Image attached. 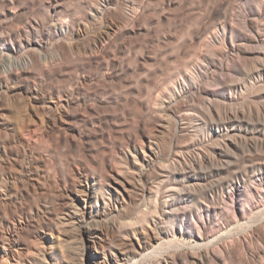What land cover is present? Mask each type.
I'll return each mask as SVG.
<instances>
[{
	"label": "bare ground",
	"instance_id": "1",
	"mask_svg": "<svg viewBox=\"0 0 264 264\" xmlns=\"http://www.w3.org/2000/svg\"><path fill=\"white\" fill-rule=\"evenodd\" d=\"M162 1L167 22L190 0ZM150 2L0 0V264H264V0L172 26L188 61L126 134L99 72L138 69Z\"/></svg>",
	"mask_w": 264,
	"mask_h": 264
},
{
	"label": "rangeland",
	"instance_id": "2",
	"mask_svg": "<svg viewBox=\"0 0 264 264\" xmlns=\"http://www.w3.org/2000/svg\"><path fill=\"white\" fill-rule=\"evenodd\" d=\"M156 1H158V3ZM204 1L205 0H190L189 4L184 5L180 9V11L178 10L180 12V14L177 11H174L172 13L173 9H171V8L167 9V11L169 10L171 13L168 11V13H169L168 16H170V17H168L169 19L166 22V21H162V20L158 21V19H159L158 15L160 14L159 12H161L163 9H165V5H164L163 1L162 0H153V3L150 2V3H152V4H150L151 7L149 4H147V7L144 10L145 14L143 13L144 17L142 16L141 19H139L136 23L131 22V21L130 22L128 21L129 23H126L127 27L130 25L127 30H129L131 27L137 28V29H139L141 27L139 29L140 34H139V32L135 35L128 34V36L126 37V41H125L126 42L125 43L126 53L124 54L125 55L124 60L128 64H130V66H132V68H136V69L138 68V69L136 71H130L129 72L128 81L121 80L119 78H114L112 76L105 77L104 75H102V72H99V79H101V81H99L100 86H101V90L105 94L114 95V96H117L118 98H120V104L118 106L113 105L106 110H101V111L99 110V113L106 112L108 115L115 117L118 120H121L120 126L124 127L126 134H133L134 132L138 131V125H139L138 116L140 115L141 103L143 101L147 100L146 98H148L149 94H152L151 93L152 90L155 88L153 90L155 92V96L162 95V93H163L162 89H164L167 85H165V87L160 86V85L161 84L163 85V83H166V81H168L170 79V77L174 76V74L176 72L175 70H177L180 66L187 63L188 58H184L181 56H179L177 58L173 57V53L175 52L174 51V47H175L174 44L175 43H174V41H172L173 39L171 38L172 37L171 34L174 31V29H171V28H174L175 27L174 25H178L181 23L182 26L185 25V30H187L186 28L189 26V29L190 28L191 29L190 30L188 29V30L191 31L195 27V25H196L195 23H197L198 18H195V17H199L203 13V12H200V9L202 8V11H203L202 2L204 3ZM153 4H155V5H153ZM188 5H190L191 7H189ZM187 6H188V8H187ZM148 7H150V9H148ZM196 11L200 12V13L197 14ZM175 12L178 15L175 14ZM148 15L150 18L148 17ZM184 15H186V16H184ZM172 17L173 18L175 17V19H173ZM186 17H187V19H185ZM192 17H194L195 19ZM176 19H177V21H176ZM191 20H193V21H191ZM160 21H161V23L159 24ZM176 23H178V24H176ZM185 23L187 25L188 24L189 25L187 26ZM155 26H157V28ZM172 26H174V27H172ZM146 27L148 29H150L149 31H151L153 29L152 32L146 31L147 30ZM170 30H171V33H170ZM98 32H99V27L97 26L94 29L93 33L98 34ZM148 32L151 34H149ZM147 49H148L151 56H153V57L155 56L154 59L158 58V57L159 58L155 59L156 60L155 62L148 60L147 61L148 63L147 62L145 63L146 66L142 67V65H141V67H140V65L138 64L139 60L142 57L141 55L143 53H145L147 51ZM206 50H207L206 47H203L201 49V51L203 53H205ZM171 52H172V54H171ZM170 54H171V57H170ZM161 58H162V60H161ZM183 62H185V63H183ZM190 70H192V69H190ZM148 81L152 84H148ZM131 92H133V93H131ZM122 140L123 139L115 132V130L110 132V144L115 143V142H120ZM58 158H59V160H61L62 163H64L62 153L59 151H58Z\"/></svg>",
	"mask_w": 264,
	"mask_h": 264
}]
</instances>
